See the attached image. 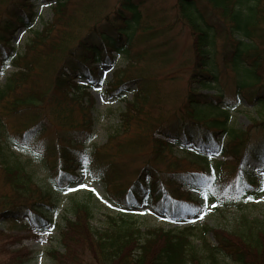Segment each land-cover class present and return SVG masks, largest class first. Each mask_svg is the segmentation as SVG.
Instances as JSON below:
<instances>
[{
  "label": "trees",
  "instance_id": "16d2710c",
  "mask_svg": "<svg viewBox=\"0 0 264 264\" xmlns=\"http://www.w3.org/2000/svg\"><path fill=\"white\" fill-rule=\"evenodd\" d=\"M7 1L0 0V78L6 67L12 72L0 81V222L45 230L63 194L89 175L125 213L97 231L89 204L67 198L59 233L64 252H48L52 264H202L218 256L264 264V226L229 233L191 225L142 234L129 216L144 206L185 223L201 217L205 203L240 209L264 198L257 170L264 168V0H177L154 11L145 7L148 0H119L109 13L108 0L79 7V0H53V22L41 31L32 28V4L25 0L10 12V3L3 9ZM18 30L32 35L22 50L10 43ZM118 60L126 70L113 72L106 93L113 99L130 93L133 100L121 113L120 130L105 145L87 148L96 118L86 88L101 82L96 65L115 68ZM181 70L187 88L172 93ZM228 73L233 83L224 91L218 83ZM193 84L215 93L192 91ZM176 100L173 115H153ZM142 122H149V133L141 132ZM48 132L53 138L46 142ZM16 139L35 147L42 179L12 150ZM127 179L133 181L125 188ZM230 179L235 183L225 185ZM28 255L19 252L18 263ZM3 258L0 264H13V257Z\"/></svg>",
  "mask_w": 264,
  "mask_h": 264
},
{
  "label": "rangeland",
  "instance_id": "374dc122",
  "mask_svg": "<svg viewBox=\"0 0 264 264\" xmlns=\"http://www.w3.org/2000/svg\"><path fill=\"white\" fill-rule=\"evenodd\" d=\"M34 7V11L37 14V18L35 19L34 23L32 24L33 30H42L44 24H49L53 22V13L51 8L54 5L53 0H26ZM90 0H79L75 6L79 7L78 5L85 6L89 3ZM119 0H108V13L116 6V3ZM177 0H148L147 5L145 7L148 11H154L156 9H168L169 7L173 6ZM10 3V5H8ZM25 3V0H8L4 5L5 9L8 5V10L10 12H14L17 7H21ZM92 1H90V4ZM73 10V8H71ZM78 13V10H76ZM104 16V14H103ZM102 17V16H101ZM85 31H82L81 35L83 36ZM80 35V36H81ZM31 33H28L24 30H18L15 34L12 35L10 43L15 45L18 50H22L24 45L31 37ZM179 41L181 43L180 48L184 50V45L187 43L185 37H180ZM126 66V63L123 61H117V66L115 68L110 66L104 65H96L98 76L101 78V82L93 84L90 87L86 88L90 99L93 101V110L92 112L95 114L96 121L93 125V133L92 138L90 141L86 143L87 148L91 146H103L106 144L107 136L112 133L113 131L119 129L120 130V119L121 113L126 112L128 104L132 102L133 96L130 93H127L122 99H113L108 96L106 93L108 89V85L112 82V74L115 70H121L123 72ZM64 71L67 72L68 64L64 65ZM12 72L11 67L5 68V76ZM183 74L181 77L183 78L182 81L173 84L174 92H184L187 88L186 79L187 76L184 75L185 71H180ZM178 74V72H177ZM222 77L219 80V86L224 91L230 90L232 87V75ZM4 75L1 76L0 81L3 82L5 77ZM77 85L80 86H88V83L82 80L75 81ZM110 83V84H109ZM191 90L196 92H201L206 95H213L215 92L213 90H206L200 89L195 84L192 85ZM85 100L86 97H84ZM181 101V99H179ZM179 102H169L168 104H161L160 108L161 111H155L153 115L157 113H167L168 115L174 114V108L179 106ZM150 105V104H149ZM156 109V108H155ZM151 112L153 108L150 107ZM157 110V109H156ZM244 114V113H242ZM242 124L246 125L244 118L242 115H237ZM236 116V117H237ZM149 122L141 124V132L142 133H149L147 131V124ZM176 126V121L170 124V129H174ZM174 126V127H173ZM17 129H11L10 133L14 134ZM254 134V133H253ZM252 135V134H251ZM255 136L253 138L259 137ZM157 137V136H156ZM53 138V132L50 134L49 132L44 136V140L47 142L49 139ZM162 139V138H161ZM24 142V141H23ZM14 153L21 157L24 161H30L31 167L34 168L36 172L39 174V178L42 179L44 176L43 168L41 165L36 161L37 152L34 155L33 145L29 146L26 143H22L19 139H16L13 145L11 146ZM146 150V149H145ZM148 151V150H146ZM185 164H182L177 168L180 169L184 167ZM159 171L162 173V167H158ZM258 172L262 173L264 176V168L257 169ZM79 175H82V172L78 170ZM83 183L79 184V186L74 187L69 192L63 194L60 205L57 207L55 213H53V225L49 226L43 231H35V232H28L22 228L21 225H13L7 222H0V234L3 237L0 238V257H4L3 259H7L10 256L13 257L10 263L19 264L18 263V255L19 252H29L28 256H25L23 261L20 264H52L51 259L48 256V252L52 250H56L59 253H63L62 245L59 243L60 240V230L63 229V217L65 215V206L67 203V198L74 196L79 200L88 203L90 208L93 211V219L90 223L91 227L97 231H104L108 228H111L113 222L110 220L117 219L122 212L114 203L105 195L103 186L97 181L92 180L89 175H85L82 177ZM129 182H125L124 186L127 184L125 188L129 187V184L133 180L127 179ZM231 185L235 183L234 179H230L229 181L225 182V185ZM141 190V188H140ZM171 188L168 189L167 195L170 194ZM195 194V192H191ZM166 196V195H165ZM130 216V221H134L136 226L139 227L140 232L142 234H146L149 230L155 231L157 229H163L165 231H175L181 230L188 226H195L197 229H201L200 227L206 226L209 229H216V230H223L227 232H233L234 230H242V229H249V225H256L257 228H262L264 226V198L258 199L252 202H249L243 205L240 209L230 208V209H217L210 203H205L203 213L201 217L196 218L192 222H170L165 218L155 214L151 209L148 207H141L140 209L132 211ZM115 222V221H114ZM252 229V228H251ZM264 229V228H263ZM35 233V234H33ZM33 234V235H32ZM195 238L192 242L193 245L197 250L200 251L201 244ZM207 242L210 246H214L216 242L211 235H207ZM26 250V251H25ZM6 252V253H3ZM85 260L88 263H91V254L87 252ZM8 263V262H6ZM5 263V264H6ZM202 264H234L231 260L218 256L214 262L207 261V259H201ZM85 264H87L85 262Z\"/></svg>",
  "mask_w": 264,
  "mask_h": 264
},
{
  "label": "snow or ice",
  "instance_id": "6c2138e0",
  "mask_svg": "<svg viewBox=\"0 0 264 264\" xmlns=\"http://www.w3.org/2000/svg\"><path fill=\"white\" fill-rule=\"evenodd\" d=\"M261 191H264V188H261ZM248 199L251 200L252 197H249ZM213 206H215V205H213Z\"/></svg>",
  "mask_w": 264,
  "mask_h": 264
}]
</instances>
